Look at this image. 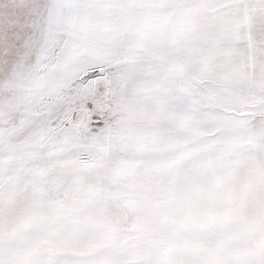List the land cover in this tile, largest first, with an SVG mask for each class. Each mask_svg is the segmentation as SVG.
Masks as SVG:
<instances>
[{"label":"snow or ice","instance_id":"1","mask_svg":"<svg viewBox=\"0 0 264 264\" xmlns=\"http://www.w3.org/2000/svg\"><path fill=\"white\" fill-rule=\"evenodd\" d=\"M0 264H264V0H0Z\"/></svg>","mask_w":264,"mask_h":264}]
</instances>
